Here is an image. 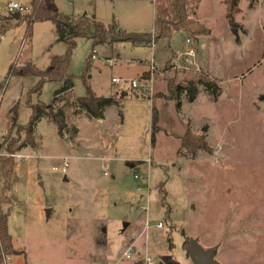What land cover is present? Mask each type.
Listing matches in <instances>:
<instances>
[{
    "label": "rangeland",
    "instance_id": "374dc122",
    "mask_svg": "<svg viewBox=\"0 0 264 264\" xmlns=\"http://www.w3.org/2000/svg\"><path fill=\"white\" fill-rule=\"evenodd\" d=\"M12 2L29 8L22 15L31 10V0H0V15L10 12ZM243 4L236 29L241 36L245 24L249 35L242 45H236L225 4H201L208 32L195 41L193 67L214 76L222 93L214 100L202 89L183 113L166 98L168 84L198 69H174L176 52L167 39L154 47L115 42L94 51L92 40L77 39L69 65L73 93L61 96L60 103L71 126L61 137L56 124L44 117L37 123L38 148L29 147L28 156L22 150L11 155L10 191H0V200L9 210L13 250L21 253L13 252L4 264H193L191 237L206 248L218 245L216 258L222 264H264V11L259 5L249 12ZM56 5L71 19L86 15L127 31H152L155 22L154 0H56ZM13 24L0 40V144L16 132L10 126L13 104L20 102L14 105L17 121L27 124L30 102L38 100L31 93L38 79L9 76L10 66L32 62L44 69L53 55L66 50L51 21L35 22L30 36L24 18ZM186 34L195 39L189 32H175L172 49H187ZM152 60L154 75H143L152 82L138 88L112 82L113 77L140 79ZM87 83L98 96L120 93L114 94L119 105L109 108L104 119L76 118L73 97L85 96ZM56 87L46 82L39 99L50 103ZM154 108L161 128L153 135ZM72 124L80 130L77 138ZM187 129L203 136L212 152L198 149L189 155L177 136ZM128 245L134 246L130 258L125 256Z\"/></svg>",
    "mask_w": 264,
    "mask_h": 264
},
{
    "label": "trees",
    "instance_id": "16d2710c",
    "mask_svg": "<svg viewBox=\"0 0 264 264\" xmlns=\"http://www.w3.org/2000/svg\"><path fill=\"white\" fill-rule=\"evenodd\" d=\"M247 1L248 6L253 8L258 0ZM200 2L201 0H155V22L153 30L137 32L127 31L116 22L105 26L100 21L86 15L71 19L59 11L56 0H32L30 12L25 15L21 14L19 19V21L23 18L26 20L29 36L35 22L51 21L55 26L57 40L65 43L66 50L63 54L54 55L51 58L50 65L44 69L37 67L32 62L24 64L15 62L10 66L9 76H32L38 79L36 85L31 90V93L37 95L38 100L34 103L30 102L32 114L27 124H19L17 121L18 111L15 106L11 109L13 113L11 127L16 129V132L11 138L4 139L0 144V152L2 154L0 155V191L2 195H7L10 191V183L14 174V159L11 155L16 154L26 147H31L34 151L38 148L35 128L43 117H49L56 124L61 137L69 129L65 111L60 106V103L63 100L61 96L72 92L74 88V76L69 73V65L78 38L85 37L92 40L94 51L95 46L110 45L115 42H129L136 46H149L162 39H169L174 32H189L195 37H198L208 32V28L203 23L191 17L192 14H195ZM240 2L241 0H225L226 17L230 26L234 28L238 27L236 15L241 12ZM9 27L10 22L8 21L0 25V39ZM88 65H90V62H88ZM194 73L193 76L179 83L174 85L168 84L166 98L175 100L179 111L182 107V99L186 98L189 102L195 101L201 87L215 100L222 93V88L209 72L197 70ZM46 82L57 83L50 103L43 102L39 99L43 85ZM113 105H119L118 98L113 96H98L89 83L86 85L85 96L75 97L72 103V106L75 108V115L85 114L91 118L100 117L104 114L106 108ZM158 119L157 109L154 108L152 116L153 135L155 131L161 128L158 124ZM77 132V128L74 127L72 129V136H76ZM177 136L180 139L181 147L185 148L191 156H195L198 149L212 152L211 147L207 144L204 137L193 136L189 129L184 134H178ZM130 164L135 166L136 162H130ZM5 200L6 203H10L9 197H6ZM8 218L9 210L2 208V202L0 200V264H4V258L14 252V241L9 231ZM183 235L185 234L183 233ZM168 241L170 243L169 248L172 250L174 244L170 236H168Z\"/></svg>",
    "mask_w": 264,
    "mask_h": 264
},
{
    "label": "crops",
    "instance_id": "0c3cea01",
    "mask_svg": "<svg viewBox=\"0 0 264 264\" xmlns=\"http://www.w3.org/2000/svg\"><path fill=\"white\" fill-rule=\"evenodd\" d=\"M32 1V0H31ZM155 1V0H154ZM205 1H207V0H201V2L199 3V5H198V8H197V10H196V12H195V14H192L191 15V17H193L195 20H197L198 22H200V23H202L201 21L203 20V18H201V15H200V9H201V4L203 3V2H205ZM210 1H213L214 2V4H215V6L216 7H219V6H222V5H224L225 4V0H210ZM241 3H244L243 5L244 6H247V10L249 11V12H251V11H254V10H256V8L260 5L261 7L263 6V11H264V1L263 0H258L257 1V4L253 7V8H250L249 6H248V1L247 0H241V2H240V4ZM222 4V5H221ZM30 5H31V2H30ZM247 12V11H246ZM246 12H244L243 14H242V17L243 18H245L244 17V14H246ZM9 13H7V14H5V15H0V24H2V23H4V22H6V21H8V22H11V21H17V22H19V20H7V19H5V17L8 15ZM13 22V23H14ZM243 22V21H242ZM10 24V27L9 28H11V27H13V25L14 24ZM54 25V24H53ZM229 26H230V24H229ZM231 28H232V30H233V28L234 27H232V26H230ZM244 29H245V31L241 34V36H239V33H238V35H235L234 33H233V37H234V39H235V42H236V45H242V43H243V39L245 38V36H248L249 35V29L246 27V25L244 24ZM238 30V29H237ZM212 31H210V33H211ZM175 34V32L174 33H172L171 34V36H170V38L169 39H167L166 41H167V47H169V48H171V50H172V53L173 52H176V55L178 54V52H184V51H175L174 49H172V46H171V39H172V37H173V35ZM187 35V34H186ZM186 38H188V35L185 37L184 36V39H185V44L187 45V49L189 48V46H190V44H188L187 42H186ZM190 38V37H189ZM201 37L200 36H198V37H195V39L194 40H192L193 41V46H194V48H195V50H196V42L195 41H197V40H199ZM56 39H57V35H56ZM1 40V39H0ZM58 41V40H57ZM59 42H61V41H59ZM22 43V40H20L18 43H16V45H19V44H21ZM156 44L154 43V45H151L152 47H154ZM186 49V50H187ZM185 50V51H186ZM54 56V55H53ZM52 56V57H53ZM51 57V58H52ZM195 66V65H194ZM196 68H198V69H204L202 66H198V67H196ZM204 70H206V69H204ZM150 71V66H149V68L148 69H146V70H144L143 72H142V74H141V76H143V75H145L146 73H148ZM183 71H185L186 73H187V71L188 70H183ZM207 71V70H206ZM21 77H27V76H21ZM214 77V76H213ZM216 79V78H215ZM202 89H204V88H200V92H199V94H198V97H199V95L201 94V93H203L202 92ZM122 93H121V95H124L125 96V94H126V90L125 89H123L122 91H121ZM72 93H73V90H72ZM204 93H206V94H208L209 95V93H207L206 91L204 92ZM114 94H120L119 92H115L114 93V91H112V93H111V95L110 96H113V97H115V98H117L118 96H114ZM127 95V94H126ZM110 96H106V97H110ZM211 96V95H210ZM198 97L196 98V100L195 101H193V102H189V101H187V99L186 98H183L182 99V107H181V110H180V112L181 113H183V111H184V109L186 108V107H188V106H190L191 104H193V103H195L196 101H197V99H198ZM212 97V96H211ZM213 98V97H212ZM73 99H75V97H73ZM214 99V98H213ZM215 100V99H214ZM17 103H20V102H17ZM17 103H15V104H13V106L12 107H14V105H16ZM23 105H21L20 104V107H22ZM61 107H62V104H61ZM111 107H115V105H113V106H110V107H108V108H106V110H105V112H104V114H103V117H98V118H105L106 117V113H107V111H108V109L109 108H111ZM63 108V107H62ZM12 109V108H11ZM11 109H10V117H11V120H12V116H13V113L11 112ZM66 115V114H65ZM79 117H85V118H87V119H89V120H95V119H98V118H95V117H88L87 115H85V114H80V115H76V118H79ZM44 118V117H43ZM47 119H48V121H51V119L49 118V117H46ZM67 124H68V127H70L71 126V124L68 122V119H67ZM11 124H12V122H11ZM11 124H10V126H11ZM74 127H76L77 128V130H78V132H77V134H76V138L78 137V135H79V128L75 125V124H72ZM10 128V127H9ZM37 129V125H36V128H35V130ZM9 130V129H8ZM5 134V133H4ZM4 134H2V135H4ZM75 138V139H76ZM30 151H32V150H30L29 149V147H26V148H24V149H22V152L23 153H25L26 152V155H24V156H28L30 153ZM29 153V154H28ZM34 153V152H33ZM67 172H68V170H67ZM0 174H1V168H0ZM65 180H67V177H65ZM130 246H133V245H128L127 246V248L125 249V252L128 250V248L130 247ZM134 247V246H133Z\"/></svg>",
    "mask_w": 264,
    "mask_h": 264
},
{
    "label": "built area",
    "instance_id": "2783aa9c",
    "mask_svg": "<svg viewBox=\"0 0 264 264\" xmlns=\"http://www.w3.org/2000/svg\"><path fill=\"white\" fill-rule=\"evenodd\" d=\"M28 9H29L28 7H23L17 2H12V3L8 4V10L10 12L25 13ZM186 42L188 44H190V46H189V48L186 51L178 52V54L176 55V59H175V62H174V69H176V70L198 69V68H194L193 67L195 65V61L192 58L195 56V53H196V50H195V48L193 46V41H192L191 38L188 37V38H186ZM151 45H154V43L151 44ZM92 57L94 58L95 55H93ZM109 62L112 64L114 61L113 60H109ZM154 69H155L154 60H152L151 67H150V71H152L151 72L152 75H154ZM153 79L154 78H152V77L147 78L145 76H142L140 79L135 78L133 80L120 78V77H113L112 82L115 85H117V86H120L121 84L123 85V83H127V84H129V87L138 88V87H140L141 84H144V83L147 84L148 82H152ZM150 89H152V86H151ZM18 157H21V156L18 155ZM66 167H68V163H65V166L62 169L63 173H67V168ZM138 177H139V175H138ZM158 227L161 228L162 224L160 223L158 225ZM133 251H134V247L130 246L128 248V250L125 252V256L127 258H130L131 254L133 253ZM4 259H7V257H5ZM147 261L151 263L152 262V258L151 257H147Z\"/></svg>",
    "mask_w": 264,
    "mask_h": 264
},
{
    "label": "water",
    "instance_id": "95a60500",
    "mask_svg": "<svg viewBox=\"0 0 264 264\" xmlns=\"http://www.w3.org/2000/svg\"><path fill=\"white\" fill-rule=\"evenodd\" d=\"M21 17L20 12H10L5 19L7 20H19ZM235 35H238V30L233 28ZM261 100L264 101V94L261 96ZM103 117V116H102ZM208 126L203 127V131H207ZM219 246L204 247L198 238H189V258L193 264H222L216 258V254ZM20 251L14 250V254H20Z\"/></svg>",
    "mask_w": 264,
    "mask_h": 264
}]
</instances>
